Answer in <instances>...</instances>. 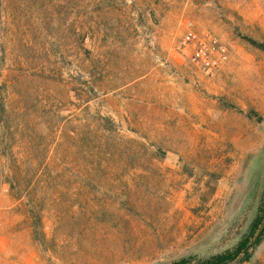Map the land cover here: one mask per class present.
Instances as JSON below:
<instances>
[{"label": "rangeland", "instance_id": "1", "mask_svg": "<svg viewBox=\"0 0 264 264\" xmlns=\"http://www.w3.org/2000/svg\"><path fill=\"white\" fill-rule=\"evenodd\" d=\"M189 31L227 48L214 78ZM0 157V264L234 251L264 228V0H0Z\"/></svg>", "mask_w": 264, "mask_h": 264}, {"label": "built area", "instance_id": "2", "mask_svg": "<svg viewBox=\"0 0 264 264\" xmlns=\"http://www.w3.org/2000/svg\"><path fill=\"white\" fill-rule=\"evenodd\" d=\"M179 50L190 60L192 66L207 78H214L229 58L227 48L221 45L216 37L207 34L201 39L193 31H189L182 39ZM7 188L6 172L0 157V227L1 198Z\"/></svg>", "mask_w": 264, "mask_h": 264}, {"label": "trees", "instance_id": "3", "mask_svg": "<svg viewBox=\"0 0 264 264\" xmlns=\"http://www.w3.org/2000/svg\"><path fill=\"white\" fill-rule=\"evenodd\" d=\"M110 122L113 125V122L111 120H110ZM107 129H109V128H107ZM10 186H11V189H13V191H15L17 189V188H14L12 182H11ZM260 221H261L260 219H257L254 221V223L251 226L249 235L247 237H244V239L238 244V246L236 247V249L234 251H228L224 254L212 257L207 262V264H227L229 262L234 261L237 257H239V255H241V253H243L244 251L247 250V248H249V246L252 243L251 239H255L254 243H252L253 244L252 248L258 247L264 240V228L258 236L255 235L257 232V229L259 228V226L261 224ZM251 257H252V254H249V256L246 257V259H244V262H249ZM188 262H189L188 260H182L181 261L182 264H186Z\"/></svg>", "mask_w": 264, "mask_h": 264}, {"label": "water", "instance_id": "4", "mask_svg": "<svg viewBox=\"0 0 264 264\" xmlns=\"http://www.w3.org/2000/svg\"><path fill=\"white\" fill-rule=\"evenodd\" d=\"M250 247H253V244L250 245ZM247 255V254H246ZM245 259V256L243 258H239L237 260H235L234 262H232L231 264H239L241 262H243Z\"/></svg>", "mask_w": 264, "mask_h": 264}]
</instances>
